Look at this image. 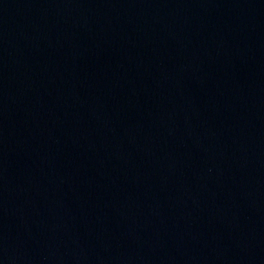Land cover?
<instances>
[{
	"label": "water",
	"instance_id": "obj_1",
	"mask_svg": "<svg viewBox=\"0 0 264 264\" xmlns=\"http://www.w3.org/2000/svg\"><path fill=\"white\" fill-rule=\"evenodd\" d=\"M0 264H264V0H0Z\"/></svg>",
	"mask_w": 264,
	"mask_h": 264
}]
</instances>
